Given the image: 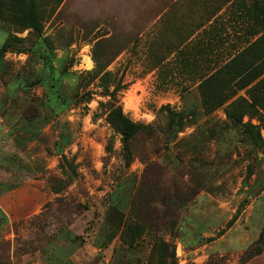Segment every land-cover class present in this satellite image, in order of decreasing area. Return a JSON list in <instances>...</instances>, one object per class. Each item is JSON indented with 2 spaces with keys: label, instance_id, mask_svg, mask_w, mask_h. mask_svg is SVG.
I'll use <instances>...</instances> for the list:
<instances>
[{
  "label": "rangeland",
  "instance_id": "rangeland-1",
  "mask_svg": "<svg viewBox=\"0 0 264 264\" xmlns=\"http://www.w3.org/2000/svg\"><path fill=\"white\" fill-rule=\"evenodd\" d=\"M200 2L35 0L37 34L28 0H0V264H264V74L235 83L264 40L244 9L246 49L201 85L222 53L193 50ZM93 56L112 60L107 81ZM114 86L146 127L127 147L108 121Z\"/></svg>",
  "mask_w": 264,
  "mask_h": 264
},
{
  "label": "crops",
  "instance_id": "crops-1",
  "mask_svg": "<svg viewBox=\"0 0 264 264\" xmlns=\"http://www.w3.org/2000/svg\"><path fill=\"white\" fill-rule=\"evenodd\" d=\"M234 1L235 0H201L200 2V4L203 5L202 11H205V14H202L199 17V22L195 25V28L188 33L191 39H196V42L194 43L195 45H192L193 50L195 51V54L199 51H201L203 54L205 53L204 60H207L208 63L213 61L217 54L222 53V62H220V66L212 73L206 75L202 82L209 77H213L214 79L217 76H220L224 70H227L236 60L239 59V57L242 55V52L246 49L238 47L242 34L239 32L238 28H235L234 25L235 22L239 23L238 16L242 14L241 12H244L245 15L244 9L246 10V13L251 15L253 18L252 23L261 29V35L257 38L255 37L254 40H262L260 37L264 32V14L260 13V21L258 20L257 14H259L261 10L264 11V6L262 4L259 6H251L249 0H238L240 4V13H236L231 11V6ZM243 31V38H245L249 32V29L247 28L246 31L243 29ZM189 41L190 39L187 42ZM198 46L201 48V50L198 48ZM258 71H263V73H261L257 79H254L248 86L256 82V80H258L264 74V59L252 64L249 70L240 75L236 79V85L238 83L239 85H242L240 81L242 78H244V76H248L250 73L256 75ZM257 83H259V81ZM248 86L236 89L240 91L247 88ZM65 237L66 239L68 238V241H66L67 243L63 250L68 257L64 256L61 260L63 262H68L72 261L75 258V255L73 256L74 247L70 246L72 237L70 236L71 239L70 237H67V235ZM57 262L60 263V260Z\"/></svg>",
  "mask_w": 264,
  "mask_h": 264
},
{
  "label": "trees",
  "instance_id": "trees-1",
  "mask_svg": "<svg viewBox=\"0 0 264 264\" xmlns=\"http://www.w3.org/2000/svg\"><path fill=\"white\" fill-rule=\"evenodd\" d=\"M57 1L60 2L61 0H57ZM249 1H250L251 6L252 5L253 6L254 5L259 6L262 4L261 0H249ZM260 13L264 14V11L261 10L259 12V14H257L258 20L260 19L259 18ZM24 19H25V21H27L29 29H32L37 34H40L41 25L38 21L36 9H35V0H28L27 13H26ZM260 39H262V40L264 39V32H263L262 36L260 37ZM92 59H93V62L95 64V69H96L93 73V79L97 77L100 80L107 81V78L111 74H110V72H105V69L112 62V60L105 61L106 63L104 65H102L101 62L97 59V57L93 56ZM45 61L47 62V63H45V66L47 67L48 73L50 74L48 79H49V82H51L53 80L54 69L52 67V62H51L50 58L45 59ZM261 73H263V71H258L256 73V75H253L252 73H250L248 76H244V78H242L240 81V83H242V85H239V83H238L237 88L240 89L241 87L248 86L254 79H257L261 75ZM88 74L90 75L91 73H88ZM60 79H61L60 77L57 78L55 84L54 85L52 84L54 92H57V90L60 86ZM212 79H213V77L207 78L206 80H204L201 83V85L208 84L209 82H211ZM117 92L118 91L116 90V86H114V89L112 90V92H109L107 95L108 97H110L111 102H112V104L110 105L111 108H110L109 113H108V121H109L110 125H112V127L114 129H116V131L120 134L123 144L127 147V145L130 143V141L133 138H135L138 134H140L144 129H146V127L142 126L141 124L133 123L123 114L122 109H121L120 104H119V101H118L119 96H118ZM90 95L91 94L87 92V96L89 97L87 101H89ZM226 116L228 119L234 121L235 123H240L241 119L243 117V114H240V113L235 114V113L230 111L226 114ZM70 139L71 138H70V135L68 133L61 132L58 141L55 143V149L58 152H61V148L64 145H67L68 143H70ZM256 244H258V243H255L252 246L253 250L257 248Z\"/></svg>",
  "mask_w": 264,
  "mask_h": 264
}]
</instances>
